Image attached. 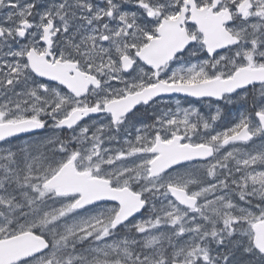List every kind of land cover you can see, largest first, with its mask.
Masks as SVG:
<instances>
[{"label": "snow or ice", "instance_id": "obj_1", "mask_svg": "<svg viewBox=\"0 0 264 264\" xmlns=\"http://www.w3.org/2000/svg\"><path fill=\"white\" fill-rule=\"evenodd\" d=\"M0 264H264V0H0Z\"/></svg>", "mask_w": 264, "mask_h": 264}]
</instances>
